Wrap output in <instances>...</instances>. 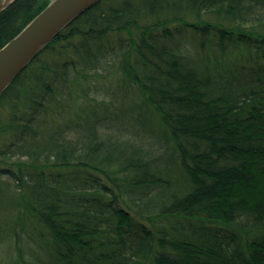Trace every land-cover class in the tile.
Wrapping results in <instances>:
<instances>
[{"label": "trees", "instance_id": "trees-1", "mask_svg": "<svg viewBox=\"0 0 264 264\" xmlns=\"http://www.w3.org/2000/svg\"><path fill=\"white\" fill-rule=\"evenodd\" d=\"M51 0L0 13V48ZM0 264H264V0H100L0 96Z\"/></svg>", "mask_w": 264, "mask_h": 264}, {"label": "water", "instance_id": "water-1", "mask_svg": "<svg viewBox=\"0 0 264 264\" xmlns=\"http://www.w3.org/2000/svg\"><path fill=\"white\" fill-rule=\"evenodd\" d=\"M16 0H0V13ZM100 0H51L0 48V96L69 23Z\"/></svg>", "mask_w": 264, "mask_h": 264}]
</instances>
